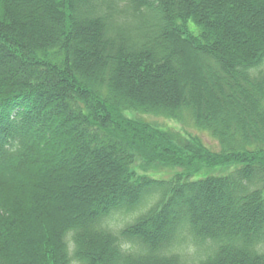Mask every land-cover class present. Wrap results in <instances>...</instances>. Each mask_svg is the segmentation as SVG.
Listing matches in <instances>:
<instances>
[{"label": "trees", "instance_id": "16d2710c", "mask_svg": "<svg viewBox=\"0 0 264 264\" xmlns=\"http://www.w3.org/2000/svg\"><path fill=\"white\" fill-rule=\"evenodd\" d=\"M0 264H264V0H0Z\"/></svg>", "mask_w": 264, "mask_h": 264}, {"label": "rangeland", "instance_id": "374dc122", "mask_svg": "<svg viewBox=\"0 0 264 264\" xmlns=\"http://www.w3.org/2000/svg\"><path fill=\"white\" fill-rule=\"evenodd\" d=\"M192 30H195V27L190 24ZM129 118L132 119H143L154 126L170 129L179 133L180 135L187 137H196L200 138L201 141L212 151V152H220L221 146L219 142L214 139L209 133L205 131L198 130L195 125L189 120L185 119L184 122H177L174 120H170L164 117L152 116V115H140L135 113H127ZM138 170L139 174H147L151 175L153 178L157 179H171L176 176V174L183 172L182 168H171L165 166H147V160L144 157L139 156L138 162L135 166ZM224 171H226L224 169ZM220 170H203L200 174L192 177L190 180H198L208 176L214 175H222Z\"/></svg>", "mask_w": 264, "mask_h": 264}]
</instances>
